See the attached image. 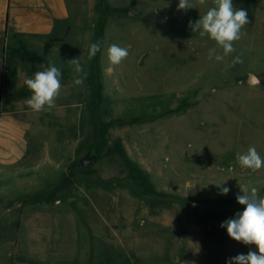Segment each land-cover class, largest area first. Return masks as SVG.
Segmentation results:
<instances>
[{"label":"rangeland","instance_id":"rangeland-1","mask_svg":"<svg viewBox=\"0 0 264 264\" xmlns=\"http://www.w3.org/2000/svg\"><path fill=\"white\" fill-rule=\"evenodd\" d=\"M189 2L69 0L72 37L53 48L62 88L32 117L30 180L0 171V264H227L258 251L220 225L243 211L240 186L264 195V167L236 159L249 147L264 158V0H232L249 23L222 62L189 26L212 0ZM113 43L129 51L118 66Z\"/></svg>","mask_w":264,"mask_h":264},{"label":"crops","instance_id":"crops-1","mask_svg":"<svg viewBox=\"0 0 264 264\" xmlns=\"http://www.w3.org/2000/svg\"><path fill=\"white\" fill-rule=\"evenodd\" d=\"M74 24L69 0H0V171L12 178L30 180L32 117L52 111L26 104L32 93L24 81L53 62L54 47L69 44Z\"/></svg>","mask_w":264,"mask_h":264},{"label":"clouds","instance_id":"clouds-1","mask_svg":"<svg viewBox=\"0 0 264 264\" xmlns=\"http://www.w3.org/2000/svg\"><path fill=\"white\" fill-rule=\"evenodd\" d=\"M204 5L206 0H198ZM213 6L195 21L189 22L193 32H198L201 37L207 36L215 42V47L209 49L208 58L217 62L225 61V58L236 52L234 43L243 36L242 29L249 23L248 12L245 9L234 7L232 0H212ZM195 8L189 0H179L177 10H188ZM219 49V51H218ZM101 50V43L97 41L89 45L88 57L92 59ZM129 55L127 48L115 43L107 48V59L113 66L120 65ZM242 53L236 55L229 67L242 64ZM74 66L77 74L72 83L82 86L87 73L84 72L78 58L67 61ZM41 71L35 72L32 78H26L24 83L32 93L26 100V104L35 112L51 111L55 107V101L59 97L62 84V71L54 62L48 61V66L41 65ZM259 83L258 77L254 78ZM238 164L244 168L256 172L264 167V158L260 156L255 147H249L244 153H237ZM226 181V180H225ZM215 184L220 188V194L226 195L230 189L221 187L223 183ZM242 194H238L236 200L239 205L244 206L242 212L235 214L234 218L227 219L220 225L226 228L228 236L236 242L244 245H255L257 250L249 251L247 254H238L229 258L227 264H264V195L256 187L249 189L240 186Z\"/></svg>","mask_w":264,"mask_h":264},{"label":"water","instance_id":"water-1","mask_svg":"<svg viewBox=\"0 0 264 264\" xmlns=\"http://www.w3.org/2000/svg\"><path fill=\"white\" fill-rule=\"evenodd\" d=\"M90 164H91L90 159H82L76 162V165L80 168L87 167Z\"/></svg>","mask_w":264,"mask_h":264}]
</instances>
